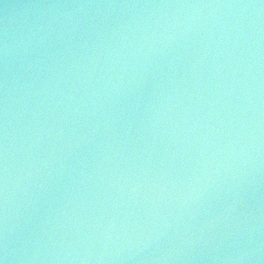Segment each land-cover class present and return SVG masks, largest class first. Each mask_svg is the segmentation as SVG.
I'll use <instances>...</instances> for the list:
<instances>
[{
    "label": "water",
    "instance_id": "water-1",
    "mask_svg": "<svg viewBox=\"0 0 264 264\" xmlns=\"http://www.w3.org/2000/svg\"><path fill=\"white\" fill-rule=\"evenodd\" d=\"M2 264H264V0H0Z\"/></svg>",
    "mask_w": 264,
    "mask_h": 264
},
{
    "label": "snow or ice",
    "instance_id": "snow-or-ice-1",
    "mask_svg": "<svg viewBox=\"0 0 264 264\" xmlns=\"http://www.w3.org/2000/svg\"><path fill=\"white\" fill-rule=\"evenodd\" d=\"M0 264H2V262H0Z\"/></svg>",
    "mask_w": 264,
    "mask_h": 264
}]
</instances>
